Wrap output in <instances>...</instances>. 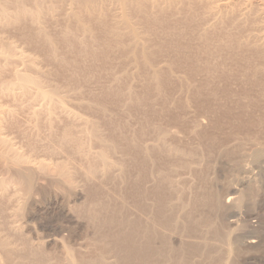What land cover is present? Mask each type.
Returning a JSON list of instances; mask_svg holds the SVG:
<instances>
[{"label": "rangeland", "instance_id": "1", "mask_svg": "<svg viewBox=\"0 0 264 264\" xmlns=\"http://www.w3.org/2000/svg\"><path fill=\"white\" fill-rule=\"evenodd\" d=\"M166 1L0 0V264H264V1Z\"/></svg>", "mask_w": 264, "mask_h": 264}, {"label": "bare ground", "instance_id": "2", "mask_svg": "<svg viewBox=\"0 0 264 264\" xmlns=\"http://www.w3.org/2000/svg\"><path fill=\"white\" fill-rule=\"evenodd\" d=\"M120 3H125L126 2V0H118ZM155 1V0H154ZM166 1V0H165ZM170 1V0H169ZM172 1V0H171ZM224 1V0H223ZM262 2L264 1V0H261ZM167 2V1H166ZM219 2H220V0H219ZM222 2V1H221ZM262 2H260L261 3V5H262ZM154 3V2H153ZM156 3V2H155ZM224 3L225 2H223V3H221L220 4V7H224L225 8V6H224ZM226 3H228L227 1H226ZM264 3V2H263ZM226 5H228V4H226ZM158 6V5H157ZM219 6V5H218ZM262 6H264V5H262ZM261 9V8H260ZM264 9V8H263ZM262 9V10H263ZM261 11V10H260ZM262 13H263V11H261ZM260 13V12H259ZM261 13V14H262ZM264 15V14H263ZM19 79V80H18ZM18 81H20V83L19 82H17V83H19L18 84V86H19V88L20 89H24V91H25V89H27L28 87H33V88H35V89H37L38 90V95H39V97L40 98H42L43 100H50L51 99V97L48 95V94H46L44 91H41L40 89L41 88H39L40 86H38V84H37V82L36 81H34V80H32V79H30V78H28L27 76H19L18 77ZM17 87V86H16ZM40 90V91H39ZM104 156V155H103ZM103 156H101V158L103 157ZM100 158V157H99ZM100 161H102V160H100ZM104 161H105V159H104ZM104 161H102V163L104 162ZM105 163V162H104ZM103 163V164H104ZM159 163V162H158ZM174 170H176V169H174ZM179 177V176H178ZM180 177H181V175H180ZM183 177V176H182ZM182 180V179H181ZM180 180V181H181ZM175 185V184H174ZM175 189V188H174ZM229 201V200H228ZM212 204V203H211ZM196 205V204H195ZM159 214H161V213H159ZM160 217H161V215H160ZM161 218H163V217H161ZM160 219V218H159ZM162 221H164V220H162ZM159 224V223H158ZM159 228V227H158ZM154 230V229H153ZM157 232V231H156ZM161 232V231H160ZM220 233V232H219ZM224 235V234H223ZM223 235H218L219 236V238L218 239H220L221 240V242H222V244L223 245H226V247L228 246L227 244V241H226V239H225V237L223 236ZM168 236V235H167ZM264 236V235H263ZM262 236V237H263ZM162 239V238H161ZM164 242V241H163ZM220 242V243H221ZM252 243H254V242H252ZM264 243V242H263ZM188 244V243H187ZM165 245V244H164ZM163 247V246H162ZM228 248V250H229V247H227ZM163 250H165V248L163 249ZM230 251V250H229ZM166 252V251H165ZM72 264V263H71Z\"/></svg>", "mask_w": 264, "mask_h": 264}]
</instances>
